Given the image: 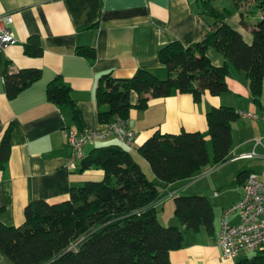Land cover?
Returning <instances> with one entry per match:
<instances>
[{"label": "crops", "instance_id": "0c3cea01", "mask_svg": "<svg viewBox=\"0 0 264 264\" xmlns=\"http://www.w3.org/2000/svg\"><path fill=\"white\" fill-rule=\"evenodd\" d=\"M210 2L223 20L250 43L251 26L242 25L240 11L254 0L236 6L230 17L221 12L225 8L220 0ZM3 14H8L11 20L2 21V25L16 40L0 46V138L9 127L8 152L0 167V223L20 224L26 203L34 199L60 200L67 196L70 186L99 176L101 179L102 168L80 166V159L96 145L120 144L132 153L146 175L156 180L138 146L155 130L204 131L208 109L224 104L254 113V116L237 115L231 121V145L225 160L214 162L207 134L209 160L191 177L167 184L154 206L158 218L168 204L171 209L165 220L183 231L182 245L169 251L170 264H232L236 258L223 257L217 243L220 218L223 209L239 198L249 172H259L263 167L264 77L255 95L246 72L228 60L227 89L219 94L205 89L198 101L191 93L173 89L166 96L150 97L144 107H138L140 94L131 90L129 99L134 106L126 120L134 132L133 141L119 142L113 133H108L82 146V157L75 158L74 168L65 165L70 145L64 129L78 125L68 104L49 100L45 94L47 82L58 76L68 86L79 110V122L85 127L102 128L106 123L96 118L94 91L103 72L130 77L143 68L165 78L169 73L159 60L158 49L173 40L187 45L201 39L217 18L204 9L200 0H0V16ZM260 15L258 10L245 13L250 23ZM29 36H35L40 45L37 55L23 50ZM83 49L89 53H83ZM206 53L215 65L226 60L214 46H209ZM23 67L38 68V76L8 97L3 76ZM254 137L260 141L255 142ZM252 149L256 154L242 156ZM178 193L203 194L209 199L213 210L209 227L193 230L183 226L174 213V200L168 202L169 197L173 199ZM228 219L236 221L238 213H231ZM253 252L264 253V246ZM0 264L11 263L0 256Z\"/></svg>", "mask_w": 264, "mask_h": 264}, {"label": "trees", "instance_id": "16d2710c", "mask_svg": "<svg viewBox=\"0 0 264 264\" xmlns=\"http://www.w3.org/2000/svg\"><path fill=\"white\" fill-rule=\"evenodd\" d=\"M204 9L217 18L205 35L187 45L178 40L158 49V57L168 69L159 78L139 68L130 77L103 72L94 97L96 118L107 123L116 116L127 119L134 105L129 93L136 90V106L144 107L150 97L166 96L173 89L191 93L198 101L206 89L219 94L227 89V61L249 77L255 95L264 77V0H254L240 11L242 25H250L251 42L229 25L210 0H200ZM250 0H235L236 6ZM260 11L250 23L245 13ZM217 48L225 57L223 64L211 62L206 49ZM26 54L37 55L40 45L29 36L23 45ZM83 53H89L87 49ZM38 68L23 67L3 76L4 90L12 97L38 76ZM47 99L70 106L74 122L81 128L79 110L68 86L58 76L45 88ZM237 112L228 105L212 106L206 112L207 128L177 133L155 130L138 146L156 180L150 179L132 153L120 144L91 147L80 159L82 169L102 168L101 179L84 180L70 186L67 196L56 201L34 199L23 208L24 219L17 225L0 223V253L11 264H170L169 251L182 245L183 231L178 225H163L157 218L154 202L163 196L164 187L191 177L209 160L205 136L212 144L214 162L225 160L231 145V121ZM9 127L0 138V167L8 152ZM174 213L186 229L197 230L212 223L213 210L203 194L173 196ZM232 264H264V253L239 256Z\"/></svg>", "mask_w": 264, "mask_h": 264}, {"label": "built area", "instance_id": "2783aa9c", "mask_svg": "<svg viewBox=\"0 0 264 264\" xmlns=\"http://www.w3.org/2000/svg\"><path fill=\"white\" fill-rule=\"evenodd\" d=\"M11 20L8 14L0 16V46L12 44L16 38L12 32L2 25V21ZM238 115L254 116L253 112L236 110ZM264 118V115H263ZM108 133H113L119 142L131 143L134 132L127 125V120L116 116L102 128L82 126L81 128L69 126L64 129L70 153L65 165L74 168L75 158L82 157V146L92 144L97 139L104 138ZM259 142V137H254ZM256 151L252 149L242 156H252ZM264 156V145H263ZM238 213V219L231 222L228 216ZM217 243L221 247L222 255L226 258H237L239 254L258 250L264 246V163L259 172H249L238 199L223 209Z\"/></svg>", "mask_w": 264, "mask_h": 264}, {"label": "rangeland", "instance_id": "374dc122", "mask_svg": "<svg viewBox=\"0 0 264 264\" xmlns=\"http://www.w3.org/2000/svg\"><path fill=\"white\" fill-rule=\"evenodd\" d=\"M221 2H219V3H221L220 5H222L221 7H223V8H225L224 9V12L221 10V12L223 13V14H225V16H228V17H230L229 15H231V12H232V9H235L236 8V3H235V1L234 0H220ZM223 8H221V9H223ZM150 179H154L152 176H148ZM101 178H102V176H101ZM93 179H100V176L99 177H97V178H93ZM184 187V186H183ZM179 194V193H178ZM177 195V194H176ZM170 200H173L171 197H169L168 198V202H171ZM171 208L169 207V205L168 204H166L165 205V211L163 212V213H160L161 214V216H159L158 218L163 222V223H161V224H163V225H175V224H170L169 222H167L165 219H167L166 218V216L168 215L167 213L169 212V210H170ZM241 254H243V253H241ZM241 254H239V256H241ZM254 254V252L253 251H248L247 253H246V255L247 256H251V255H253ZM0 256H2V254L0 253Z\"/></svg>", "mask_w": 264, "mask_h": 264}]
</instances>
